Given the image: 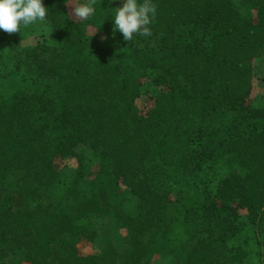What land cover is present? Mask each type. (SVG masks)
Returning a JSON list of instances; mask_svg holds the SVG:
<instances>
[{
    "label": "trees",
    "instance_id": "obj_1",
    "mask_svg": "<svg viewBox=\"0 0 264 264\" xmlns=\"http://www.w3.org/2000/svg\"><path fill=\"white\" fill-rule=\"evenodd\" d=\"M90 1L0 30V264H264V0Z\"/></svg>",
    "mask_w": 264,
    "mask_h": 264
},
{
    "label": "clouds",
    "instance_id": "obj_2",
    "mask_svg": "<svg viewBox=\"0 0 264 264\" xmlns=\"http://www.w3.org/2000/svg\"><path fill=\"white\" fill-rule=\"evenodd\" d=\"M74 4L73 19L85 20L95 13L94 4L84 0H64ZM111 3V0H109ZM122 6L115 8L112 16L114 31L118 30L125 41H130L134 34L151 36L150 25L153 22L157 6L154 0H121ZM49 9L43 0H0V30L12 33L21 26L45 22Z\"/></svg>",
    "mask_w": 264,
    "mask_h": 264
},
{
    "label": "rangeland",
    "instance_id": "obj_3",
    "mask_svg": "<svg viewBox=\"0 0 264 264\" xmlns=\"http://www.w3.org/2000/svg\"><path fill=\"white\" fill-rule=\"evenodd\" d=\"M84 2H91L90 0H84ZM71 9H74V4L71 3ZM74 11V10H73ZM98 44H101L102 42H104L107 38L105 35H98ZM264 70V69H262ZM261 71V69H259V72ZM257 79V78H256ZM254 88H255V93L258 95L261 87H260V83L259 80H255L254 82ZM260 94V93H259ZM264 94V93H263ZM147 98L144 97V100H146ZM67 165L71 166V167H76V163L74 160H68L67 161ZM245 213V212H244ZM246 214H243V216ZM97 228L99 229V231L102 232V234H104L105 236H103V241H99L94 245L91 244H85L82 248V252L84 254H92V253H99L102 251L103 246L105 245V240L106 238L109 239H113V236L115 235V230H116V224L112 221V220H101V219H94ZM24 256V253L22 251V249L20 248V243L18 242H14V243H10V245H7L6 247V251H5V260L6 262H10V263H14L18 260H22Z\"/></svg>",
    "mask_w": 264,
    "mask_h": 264
}]
</instances>
